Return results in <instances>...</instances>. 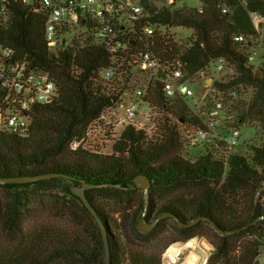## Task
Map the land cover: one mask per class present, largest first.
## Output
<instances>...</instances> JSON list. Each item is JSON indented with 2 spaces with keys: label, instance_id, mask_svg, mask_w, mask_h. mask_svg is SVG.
Listing matches in <instances>:
<instances>
[{
  "label": "trees",
  "instance_id": "1",
  "mask_svg": "<svg viewBox=\"0 0 264 264\" xmlns=\"http://www.w3.org/2000/svg\"><path fill=\"white\" fill-rule=\"evenodd\" d=\"M201 3L202 12L152 8L150 17L163 26L194 31L187 49L175 48L190 74L224 57L238 71L228 87L252 89L250 100L237 104L236 110L241 124L259 126L261 146L252 148L249 160L232 156L227 167L210 155L195 163L184 159L172 129L165 141L155 144L142 132L127 129L109 156L72 151L71 141L82 138L89 123L110 104L92 80L108 65L107 52L77 44L68 53L51 54L43 38L44 18L19 3L0 15V43L50 72L60 89L55 102L35 108L27 137L0 132V182H5L0 183V264H107L94 216L71 193L72 187L84 186L107 233L109 264H162L171 244L196 235L207 238L213 249L206 264H258L264 248V220H259L264 215V64L251 66L248 45L234 38L243 36L248 43L261 38L264 50V31L258 33L251 19V14L264 19V0ZM223 6L230 12L223 14ZM73 67L82 72L77 75ZM185 109L181 106L183 117ZM139 177L151 186L131 213L110 212L98 198L100 194L122 206L123 195L136 190ZM43 191L69 196L76 209L59 203L47 208L35 198ZM143 218L156 223L147 235L137 229ZM167 223L178 236L161 239L162 247L143 250L133 240L149 241Z\"/></svg>",
  "mask_w": 264,
  "mask_h": 264
},
{
  "label": "built area",
  "instance_id": "2",
  "mask_svg": "<svg viewBox=\"0 0 264 264\" xmlns=\"http://www.w3.org/2000/svg\"><path fill=\"white\" fill-rule=\"evenodd\" d=\"M184 1L0 0V15L19 3L29 13L44 18L43 38L51 54L68 53L77 44L101 47L107 52L108 65L92 80L110 104L89 123L82 138L71 141L72 151L109 156L127 129L142 132L154 144L165 141L172 129L184 158L190 157V150L203 148L200 157L210 155L227 167L232 156H239L234 150L241 138L240 129L246 124L238 120L236 108L250 100L252 89L228 87L238 71L224 57L211 59L203 69L190 74L176 52L178 41L171 30H193L151 21L152 8L175 6L202 12L203 5L193 8L182 5ZM221 12L230 11L223 6ZM251 19L261 33L264 19L256 14H251ZM234 40L244 46L250 44L243 36ZM246 54L253 66L255 54ZM72 71L77 75L82 72L78 67ZM0 91V132L20 137L29 135L35 108L51 105L60 94L50 72L2 43ZM181 106L186 108L185 117L180 115Z\"/></svg>",
  "mask_w": 264,
  "mask_h": 264
},
{
  "label": "rangeland",
  "instance_id": "3",
  "mask_svg": "<svg viewBox=\"0 0 264 264\" xmlns=\"http://www.w3.org/2000/svg\"><path fill=\"white\" fill-rule=\"evenodd\" d=\"M184 6H189V7H193V8H201L202 7V3L201 0H186L183 2ZM173 9H179L181 7H171ZM159 9V8H158ZM184 29V28H183ZM261 33H263L264 30H260ZM171 33H173V38L178 41L177 45L182 49L185 50L187 49L193 42L194 40V36H193V31L191 32L190 30H181V29H176L174 32V29L171 30ZM177 33V34H176ZM192 34V35H191ZM177 37V39H176ZM250 44L247 46V51H249L250 53H254L255 54V58L252 61V65L254 68H259L262 64H264V50L262 48V39H250ZM250 94H249V99H250ZM245 126H242L240 131H241V138L239 140V144H238V148L236 149V151L234 150L235 154H238L239 156H242L246 159H250V156L252 155V148L253 147H260L261 146V135H260V128L257 124L249 125L247 123H245ZM109 148V146H108ZM208 149V148H207ZM191 154L190 157H186L193 163H195L198 158H200V155L204 153V149L203 148H196V149H192L190 150ZM182 155V152H181ZM205 156V155H204ZM142 193H144L141 189L136 188L135 191L129 192L127 194L123 195L122 198V202L123 205L122 206H118V201L110 199V198H103L102 195L98 194V198L100 199L101 203L103 205H105V207L110 211V212H116L120 209H122L123 211L127 210L128 213H131L130 210L131 209H135L140 197H142ZM0 195H2V191L0 190ZM36 201L41 203H44L43 205H46L47 208H52L53 206H57V203L60 204H64L66 205V209H73L75 210L76 207L73 203L70 202V197L69 196H64V194H60V192H39L36 195ZM60 201V202H58ZM264 201V200H263ZM71 206H74L71 207ZM117 213V212H116ZM116 218H119V214L116 215ZM120 221V220H118ZM160 235H155L154 237H152L151 239H149V241H145V240H139L136 238H133V240L144 250H148L154 247L159 246L162 247L163 244H161V239L163 240V242H165L164 238L167 237L168 240H170L171 238H175L178 236V234L176 233V231L174 230L172 223H167L165 224L161 230H160ZM199 237L198 241H202V243H204V245L206 246L207 244V248H209L208 252L205 254V252L202 251L203 247L200 245V242L198 245H196L193 248H187L183 251L182 254V264H188L189 259H192L193 257L199 255L200 258V262L198 264L201 263V261H203V257H205V262L204 264L207 263L208 259L210 258L213 249H211L210 246V242L207 238L202 237V236H194L192 237L190 240H194L195 238ZM188 240V241H190ZM197 240V239H195ZM188 241H178L176 243L171 244L168 249L172 246H178L181 243L184 242H188ZM206 248V249H207ZM168 249L166 250V252L168 251ZM263 251V249H262ZM165 252V253H166ZM165 253H163L162 255V264H165ZM185 258V259H184ZM168 264V263H167Z\"/></svg>",
  "mask_w": 264,
  "mask_h": 264
},
{
  "label": "water",
  "instance_id": "4",
  "mask_svg": "<svg viewBox=\"0 0 264 264\" xmlns=\"http://www.w3.org/2000/svg\"><path fill=\"white\" fill-rule=\"evenodd\" d=\"M0 183H5V182H0ZM136 188L141 189L144 194L145 197L147 196V192L151 186V183L149 180H147L144 177H139L136 181ZM89 189L88 186H84L82 188H78V187H72L71 188V193L77 197L78 199L81 200V202L83 203V205L90 210V212L92 213V215L95 218L96 223L98 224V227L100 229L101 235H102V239H103V243L105 245V249H106V260H107V264H109V258H108V240H107V233L105 228L103 227L102 223L100 222L98 216L96 215L95 211L91 208V206L89 205L87 198H86V191ZM259 220H264V215L259 219ZM156 226V223H148L144 218L141 219L138 223V231L141 234L147 235L150 232H152L154 230ZM195 239H199V237L195 238ZM187 242L181 243L186 244Z\"/></svg>",
  "mask_w": 264,
  "mask_h": 264
},
{
  "label": "bare ground",
  "instance_id": "5",
  "mask_svg": "<svg viewBox=\"0 0 264 264\" xmlns=\"http://www.w3.org/2000/svg\"><path fill=\"white\" fill-rule=\"evenodd\" d=\"M200 241L198 240H190L188 241L186 244H179L178 246H172L168 249V251L165 253V264H182V254L183 251L187 248H193L196 245L199 244ZM200 245L203 247L202 251L205 252V254L208 252L209 248H207V244L206 246L204 245V243H202V241L200 242ZM207 248V249H206ZM212 249V247H211ZM200 256L197 255L195 257H193L192 259H189L188 264H198L200 262ZM203 261H201L200 264H204L205 262V257H203ZM185 259V258H184Z\"/></svg>",
  "mask_w": 264,
  "mask_h": 264
},
{
  "label": "crops",
  "instance_id": "6",
  "mask_svg": "<svg viewBox=\"0 0 264 264\" xmlns=\"http://www.w3.org/2000/svg\"><path fill=\"white\" fill-rule=\"evenodd\" d=\"M258 264H264V248H263V251L261 252V254L258 258Z\"/></svg>",
  "mask_w": 264,
  "mask_h": 264
}]
</instances>
